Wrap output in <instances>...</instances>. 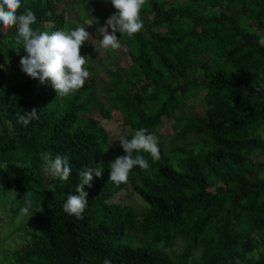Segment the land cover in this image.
<instances>
[{
	"label": "trees",
	"instance_id": "obj_1",
	"mask_svg": "<svg viewBox=\"0 0 264 264\" xmlns=\"http://www.w3.org/2000/svg\"><path fill=\"white\" fill-rule=\"evenodd\" d=\"M72 1L22 0L18 12L32 9L33 29L49 33L109 18L102 0H74L83 15L68 12ZM142 10L144 28L120 35L128 65L106 49L109 80L93 57L84 86L67 96L22 71L17 29L0 24V210L20 233L1 251L4 264H264V0H146ZM196 98L200 110L186 109ZM33 108L39 119L25 127L16 114ZM114 112L126 138L147 128L160 148L156 161L141 151L150 167L119 186L108 162L126 152L100 123ZM167 121L171 132L161 131ZM48 150L69 157L68 181L42 173ZM100 161L83 218L65 213L77 170ZM27 191L32 216L20 214ZM135 195L140 207L124 201Z\"/></svg>",
	"mask_w": 264,
	"mask_h": 264
},
{
	"label": "clouds",
	"instance_id": "obj_2",
	"mask_svg": "<svg viewBox=\"0 0 264 264\" xmlns=\"http://www.w3.org/2000/svg\"><path fill=\"white\" fill-rule=\"evenodd\" d=\"M110 2L117 11L106 20L104 26L97 27V34L103 37L100 40L102 48L118 50L122 47L120 35L127 34L131 37L144 28L141 13H144L142 7L146 0H110ZM21 7L22 0H0V24L4 28L16 27L17 41L22 44L27 53L20 59L22 71L29 77L38 79L42 84L50 81L58 96H67L82 88L90 76L85 65L92 58L82 56L81 48L92 34L77 24L75 29H61L51 33L39 28L33 29L32 25L37 22L36 13L30 8L18 12ZM82 19L87 20L77 18V21ZM258 42L264 46V36H260ZM19 49L20 47L16 48L17 54ZM38 110L33 108L30 111L26 110L23 114L17 113L18 122L27 127L31 121L39 119ZM119 141L126 155L118 156L114 161L108 162L110 169L108 181L117 186L128 182L129 175L135 167L141 170H147L150 167L149 161L140 154L141 151L150 154L153 161L160 159L159 138L147 128L136 130L131 139L121 137ZM39 157L42 173L46 177L51 176L60 181L70 179L72 168L67 155L60 153L54 155L48 150L41 151ZM6 167L7 163L0 165V168L6 169ZM104 170L103 161L97 163L95 167L86 166L77 170L79 183L75 192L78 194L67 195L62 206L65 213L74 215L78 219L83 218L89 202L85 185L92 187L94 177H102ZM56 188L57 184H49L47 191L55 193ZM23 200L25 206L20 209V214L32 216L34 214L32 192L27 191ZM103 264H112V261L105 257Z\"/></svg>",
	"mask_w": 264,
	"mask_h": 264
},
{
	"label": "rangeland",
	"instance_id": "obj_3",
	"mask_svg": "<svg viewBox=\"0 0 264 264\" xmlns=\"http://www.w3.org/2000/svg\"><path fill=\"white\" fill-rule=\"evenodd\" d=\"M101 1V0H100ZM108 0H102V6L103 8H108L106 11V15H109L108 17H110L113 13H115L117 11V9L114 8V6L111 4L110 0L107 2ZM74 0L71 2L72 5H70V7L68 8V12H75V6H74ZM84 9V10H83ZM94 10V12H96L98 9L100 8H92ZM81 11H83L84 13L86 12V5H84L81 8ZM80 12H76V14H80L83 15ZM93 14V11H92ZM75 15V13H74ZM105 15L106 19L107 16ZM141 17L144 23H146V19H147V15H145L144 13H141ZM148 17L150 18V16L148 15ZM98 16H94L93 18H87V20H78L76 21L77 26H83L86 30H88L92 35L89 37L88 42H85V51L83 56L85 57H91V58H95V60L92 62L95 65H98L101 69H102V73L101 75H103V73H105L104 77H105V81L109 80V76L106 73L108 67L103 65L106 62L109 61V56H108V51L104 48L101 47L100 45V40L103 38L102 36H99L97 34V27L100 26H104V22L105 21H101V19H97ZM105 20V19H104ZM74 21V20H73ZM98 21V23H97ZM109 31L111 32V29H109ZM122 47L118 50H115L114 53V57L116 59V61L119 63V65H125L127 66L128 64L126 63L127 61L124 58L125 55V47H124V41L122 39V41L120 42ZM89 63V62H88ZM87 63V64H88ZM86 64V65H87ZM85 65V66H86ZM95 91L99 94V99L102 101L103 104H106L105 99H104V93L102 92H98L100 91V89L95 88ZM191 105H194V108H191ZM201 107V103L199 101L198 98L192 100L189 102L188 106L186 107V109L190 108V109H194V110H200ZM94 114L99 117L100 115L97 113V110H94ZM100 123L102 124V126L105 128V130L108 133V138L109 141L111 142L112 145L114 146H121L119 139L121 137H125L127 132H128V128L122 126V120L121 117L118 113L114 112L113 115L109 118V119H104L101 118L100 119ZM161 131L163 132H171L172 129L170 127V122L167 121L162 127H161ZM124 200V198H123ZM125 202H131L134 206L136 207H140V203L138 201V196H134V197H129L127 199L124 200ZM0 264H4L3 260H2V254L1 251H3L5 249V247H13L14 245V238L15 237H19L20 233L14 230L15 225L17 224L16 222L11 223L8 221V214L4 211L2 213V211L0 210ZM10 233H12L10 235ZM259 236L264 237V230L258 233ZM183 245V242L178 239L176 240L175 244H174V249L177 251L179 250Z\"/></svg>",
	"mask_w": 264,
	"mask_h": 264
}]
</instances>
